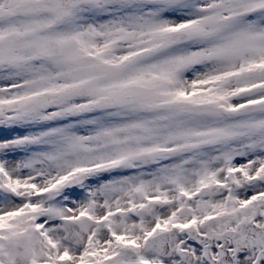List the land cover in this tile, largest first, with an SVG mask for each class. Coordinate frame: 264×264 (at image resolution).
<instances>
[{
  "label": "snow or ice",
  "instance_id": "obj_1",
  "mask_svg": "<svg viewBox=\"0 0 264 264\" xmlns=\"http://www.w3.org/2000/svg\"><path fill=\"white\" fill-rule=\"evenodd\" d=\"M0 264H264V0H0Z\"/></svg>",
  "mask_w": 264,
  "mask_h": 264
}]
</instances>
